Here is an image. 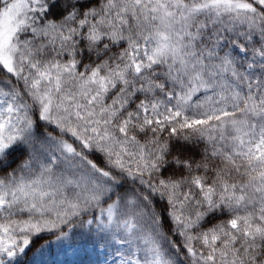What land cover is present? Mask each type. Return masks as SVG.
<instances>
[{
  "label": "snow or ice",
  "instance_id": "snow-or-ice-1",
  "mask_svg": "<svg viewBox=\"0 0 264 264\" xmlns=\"http://www.w3.org/2000/svg\"><path fill=\"white\" fill-rule=\"evenodd\" d=\"M0 264H264V0H0Z\"/></svg>",
  "mask_w": 264,
  "mask_h": 264
}]
</instances>
